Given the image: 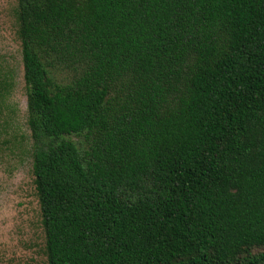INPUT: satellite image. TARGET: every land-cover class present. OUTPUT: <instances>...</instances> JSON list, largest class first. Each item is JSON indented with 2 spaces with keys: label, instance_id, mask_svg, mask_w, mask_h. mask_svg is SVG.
Listing matches in <instances>:
<instances>
[{
  "label": "trees",
  "instance_id": "obj_1",
  "mask_svg": "<svg viewBox=\"0 0 264 264\" xmlns=\"http://www.w3.org/2000/svg\"><path fill=\"white\" fill-rule=\"evenodd\" d=\"M14 17L45 264H264V0Z\"/></svg>",
  "mask_w": 264,
  "mask_h": 264
},
{
  "label": "rangeland",
  "instance_id": "obj_2",
  "mask_svg": "<svg viewBox=\"0 0 264 264\" xmlns=\"http://www.w3.org/2000/svg\"><path fill=\"white\" fill-rule=\"evenodd\" d=\"M15 6L0 0V78L8 83L0 89V264H45Z\"/></svg>",
  "mask_w": 264,
  "mask_h": 264
}]
</instances>
